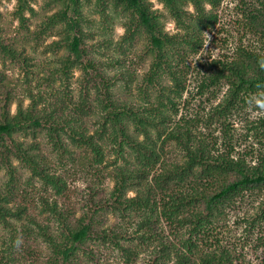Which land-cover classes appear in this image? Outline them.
Returning a JSON list of instances; mask_svg holds the SVG:
<instances>
[{
    "label": "trees",
    "instance_id": "obj_1",
    "mask_svg": "<svg viewBox=\"0 0 264 264\" xmlns=\"http://www.w3.org/2000/svg\"><path fill=\"white\" fill-rule=\"evenodd\" d=\"M5 1L9 0H0V8ZM158 1L175 21L177 33L170 35L165 30L164 14L154 9L151 0H48L45 12L54 6L59 10L52 15L45 13L31 32L26 13L35 16L34 0H17L13 15L27 28L37 46L58 29L62 40L49 49L54 54L65 49V53L54 62L46 60L38 65L33 56L26 55L25 48L19 49L14 39L0 29V163L13 177L16 169L12 159L23 160L32 177L39 178L44 190L54 194L56 199L52 202L41 198L42 208L33 215L57 214L58 228L51 233L37 216L28 220L31 214L25 207L11 206L10 196L0 194V222L10 233L7 240L0 241V264H79L75 257L80 248L88 247L91 241L97 244L99 239L104 241V251L110 253L104 255V264H136L141 255L150 256L147 264H245L243 256H237L223 238L231 211L243 210L250 203L249 197L261 196L259 212L264 217V160L250 164L245 157L235 155L233 141L226 139L231 134L230 119L248 106L247 100L258 91V85L264 86L260 63L264 61V51L240 46L232 57L225 55L205 66L201 89L228 85L223 100L208 114L211 121L217 120V131L224 133V138L203 132L202 116L194 119L189 115L175 121L177 101L186 89L188 57L201 51L204 34L218 24L215 11L223 0ZM91 6L102 16L100 30L85 14ZM244 14L264 42V0L258 8L247 9ZM118 23L126 31L122 40L114 43L109 30ZM84 24L93 25L94 29L86 32ZM96 36L99 40L91 43ZM140 41L144 43L139 57L152 58L149 71L137 86L141 103L131 96L136 76L114 53L119 50L126 56L125 49H137ZM10 63L21 65L29 80L37 77L39 89L44 82L55 83L60 78L61 87L66 90L61 98L70 101L73 98L67 91L70 94L73 88L74 72L80 71V100L77 104L69 102L74 105L76 117L58 122L46 109L40 116L36 106L48 100L32 88L25 90L32 102L25 109L24 100H16V83L3 70ZM39 66L50 76H39ZM166 77L172 85H161ZM151 88H161L155 90L158 93L154 102ZM16 102L18 114L12 116L11 108ZM90 115L98 119L95 132H90L84 121ZM254 125L253 130L264 129V118ZM41 129L62 151H66L63 136L69 135L79 149L91 152L95 165L104 164V169H108L114 187L106 200L108 205L111 202L112 212L107 213L115 215L114 222L106 215L104 222L91 219L87 223L82 219L74 224L65 213L58 212L59 203L64 204L69 198L63 176L53 163L34 156L25 141L15 138ZM9 141L11 147L6 145ZM170 145L177 149L171 160ZM129 192L135 196L128 198ZM247 213L244 212L245 218ZM18 237L42 238L51 255L46 260L35 258L30 246L24 251L26 247ZM84 257L80 255L81 262L95 260L93 253ZM259 264H264V259Z\"/></svg>",
    "mask_w": 264,
    "mask_h": 264
},
{
    "label": "rangeland",
    "instance_id": "obj_2",
    "mask_svg": "<svg viewBox=\"0 0 264 264\" xmlns=\"http://www.w3.org/2000/svg\"><path fill=\"white\" fill-rule=\"evenodd\" d=\"M47 1L34 0L32 7L35 10V16L29 12L26 13V17L30 19L29 28L31 32L42 22L45 13L52 15L59 10V7L54 6L45 12L47 9ZM151 1L153 2L154 9L160 10L164 14L162 21L165 24V30L170 35L177 33L178 29L175 21L170 18L163 4L158 0ZM260 1L223 0L220 7L216 9L215 12L219 17L218 24L212 31L204 34V45L201 51L197 55L188 57L187 66L189 69L186 89L182 99L177 101L178 114L177 116H173L175 121L189 115L194 119L197 116H202L203 120H205L203 125H201L202 131L206 134L211 132L224 138V133L221 134L220 131H217L220 128L219 123L217 120L211 121L210 115L208 114L223 100L228 90V85L221 83L220 85L208 86L201 89L202 81L204 82L205 79V66L211 64L214 60L220 59L222 56L227 55L232 57L234 51L240 46L253 51H264L263 40L250 27L244 14L247 9L258 8ZM16 6L17 0H9L5 1L0 8V29L3 34L14 39L19 49L25 48L26 55L33 56V62L36 59L38 65L41 61L45 62L46 60H50L54 62L56 57L63 56L65 49H60L56 54L49 49L53 43L62 40L63 34L56 29L54 35L46 37L37 46V43L33 41L31 35L27 33V28H23L20 25V21L14 17L13 13L16 10ZM189 10L192 11L193 8L190 7ZM208 10H210V7H208ZM85 14L89 17L90 21L95 22V26L100 30L102 16L98 12H94L92 6L85 10ZM58 28L61 29L62 26L60 25ZM91 28L94 29L93 25L92 27H88L84 24L86 32L91 31ZM125 31L126 29L123 25L118 23L114 25L112 30H109V35L114 40V43H117L122 40ZM97 40H99V36H96V39L90 42L96 43ZM143 43V41H140L137 49H125L124 54L126 56L119 53V50L114 52L125 61L124 64L137 78V81L131 84L133 89L131 96L139 103L142 101L137 97V86L140 84L139 80L149 71L152 62L151 56L139 57V54L142 53ZM3 70L7 73L10 80L16 83V85L13 84L16 87V100H24L25 109L32 105L31 100L28 99V95L25 94V90L32 88L35 94L41 92L46 100H48V103H41L36 106L40 116L44 115V110L46 109L47 113L53 114L58 122L70 121L71 118L76 117L74 105L69 102L77 104L80 100V94L82 93L80 83L82 75L80 71L74 72V79L71 82L73 86L71 92L74 94L72 95L71 92L69 94L67 91V94L73 98V101H70L69 98H61V94L63 92L66 93V90L62 89L60 78L55 83L44 82V85L39 89L38 78L36 77L33 81L29 80L26 70L21 65L10 63L6 67H3ZM36 70L41 72L39 76H50L43 72V67L41 66ZM28 82L31 83V87ZM161 85L169 86L172 85V82L166 77L162 80ZM160 89H150L149 93L152 92L153 102L155 101V93H158L155 90ZM17 114L18 104L16 102L11 108V115L16 116ZM261 118H264V112L259 110L253 111L247 106L244 110L235 113L233 118L230 119L232 125L230 138L226 139L225 137L227 141H233L235 155L245 157L250 164L258 163L259 159L264 160V129L253 130L254 123H257ZM84 121L87 123L90 132H95L99 128L98 119L94 115H90ZM23 135H17L15 138H18L20 141H25L27 147H31V152L34 156H40L41 159L44 157L48 162L53 163L67 183L69 198L64 204L62 201L59 203L58 212L65 213L69 221L74 224H79L82 219L87 223L91 219L96 220L98 223L104 222V216L106 215L109 216L111 222L116 220L115 215L107 213L112 212L110 210V206L112 205L111 202L108 205V201H106L109 198L108 194L114 187V182L108 174V169H104V164L95 165L90 151L86 152L82 148L79 149L69 138V135L66 134H64L63 138L65 139V150L68 152L56 148L54 141L51 140L50 135H48L45 129L38 130L37 133L29 131L27 137ZM6 145L11 147L10 141ZM170 146L169 152L171 157H169V160L175 158V154H177V149L173 145ZM113 160L111 164H113ZM12 164L16 169L13 177L8 168L5 167V164L0 163V194L10 196L12 200L11 206L25 207L28 210L27 212L31 214V218L28 220H32V218H36L35 216H37V220L42 226L47 227L51 233H55L58 228L57 214H52V212L43 213V215L33 214H39L42 208V205H40L41 198L49 199L52 202L56 197L50 190H44L43 182L39 178L32 177L31 170L26 167L23 160L12 159ZM134 196V192L127 194L128 198ZM249 198L250 203L245 205L243 210H238L237 212L231 211L223 239L227 246H230V248L236 251L237 256H243L245 264H259L264 259V217L259 212L261 196L254 195ZM245 211L248 212L247 218L244 216ZM28 220L26 219L25 221L28 222ZM27 224L34 228L30 223ZM9 236V229L0 222V241L4 238L7 240ZM18 238L23 243L22 245L25 247L30 246L35 258L41 256L46 260L51 255V249L48 247V243L42 238L31 237L30 239L25 238L24 240L20 237ZM27 247L24 251H26ZM79 252V255L75 257L79 264H98V261H100V264H104V255L108 254L110 256L108 251H104V241L101 239L97 241V244L93 241L89 242L88 247L80 248ZM91 253L95 256L93 262H81L80 255L84 257L86 254ZM149 260V255H141L137 259L136 264H147ZM121 263L125 264L123 261Z\"/></svg>",
    "mask_w": 264,
    "mask_h": 264
},
{
    "label": "clouds",
    "instance_id": "obj_3",
    "mask_svg": "<svg viewBox=\"0 0 264 264\" xmlns=\"http://www.w3.org/2000/svg\"><path fill=\"white\" fill-rule=\"evenodd\" d=\"M260 63L261 67L264 68V61ZM247 104L253 111L259 110L264 112V86L258 85V91L248 98Z\"/></svg>",
    "mask_w": 264,
    "mask_h": 264
}]
</instances>
